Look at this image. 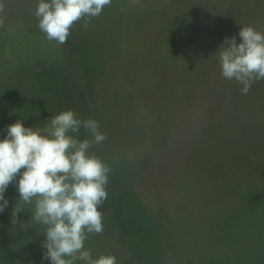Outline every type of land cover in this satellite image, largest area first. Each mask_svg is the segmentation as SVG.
<instances>
[{
	"label": "rangeland",
	"instance_id": "rangeland-1",
	"mask_svg": "<svg viewBox=\"0 0 264 264\" xmlns=\"http://www.w3.org/2000/svg\"><path fill=\"white\" fill-rule=\"evenodd\" d=\"M4 3L0 140L16 120L43 129L62 112L60 81L67 89L76 54L106 136L96 149L110 168L113 221L138 264H264V79L242 94L217 58L240 27L264 32V0H111L69 48L38 27V0ZM19 178L4 193L0 264H51L47 226L32 218L35 201H19ZM110 225L104 236L116 234ZM84 249L115 255L95 233Z\"/></svg>",
	"mask_w": 264,
	"mask_h": 264
},
{
	"label": "clouds",
	"instance_id": "clouds-1",
	"mask_svg": "<svg viewBox=\"0 0 264 264\" xmlns=\"http://www.w3.org/2000/svg\"><path fill=\"white\" fill-rule=\"evenodd\" d=\"M110 4L111 0H38L34 15L48 40L64 44L76 22L99 16ZM5 6L0 0V13ZM4 22L0 16V26ZM238 35L239 43L235 36L224 39L217 58L221 75L235 79L242 85V94H247L253 82L264 79V32L243 26ZM81 127L91 133L92 139L80 141L70 134ZM105 139L98 121H82L74 111L67 110L51 117L43 129L25 127L22 120H16L0 140V212L8 206L4 196L8 185L19 175V201H35L32 218L47 226L42 259L51 264H74L76 260L116 264L113 255L101 254L93 259L91 251L84 249L88 233L103 232L98 207L107 199L110 168L89 149ZM23 210L16 207L13 223Z\"/></svg>",
	"mask_w": 264,
	"mask_h": 264
},
{
	"label": "trees",
	"instance_id": "trees-1",
	"mask_svg": "<svg viewBox=\"0 0 264 264\" xmlns=\"http://www.w3.org/2000/svg\"><path fill=\"white\" fill-rule=\"evenodd\" d=\"M87 17L79 20L78 22L75 23V28L70 29V33L72 34L73 31H78L80 37H82L83 34V25L84 21L86 20ZM71 34L67 38V42L64 43L63 45L67 48H69V45L71 43ZM77 56L74 55L73 59V67L71 68L70 72V81L68 84L67 89V83L63 80L60 81L61 85V92H60V104L62 111H67V110H72L76 114V116L83 120L87 119H95L97 120V114H96V107L94 103V92L92 89H90V78L85 77L86 72L83 70L79 69L77 64ZM86 70V69H85ZM87 71V70H86ZM16 101L12 99V104L14 105ZM74 136L77 139H81V141L85 138L92 139V135L89 131L85 130L83 127L80 128L78 132H74ZM97 145H93L90 149L89 152L91 154H95L99 157L98 151L96 149ZM106 192H107V199L104 200L103 204L98 207V211L102 213V222L111 224V226H115L116 228V234H113L114 229H109L110 232H107L109 236H104L103 233L98 234L99 237L101 238L102 242H105V244L111 249L112 252L116 255V260L118 264H138L139 259L137 252L135 248L132 246V243L130 239H126V237H123L121 234L119 225L116 221H113L115 219V215L113 212V199L110 195V191L108 189V185H106ZM108 226V225H107ZM104 228V227H103ZM112 236H115L111 238ZM111 238V239H110ZM118 239L119 241H122V247L119 249L120 252L124 251L127 255L125 258L122 259L121 253L119 250L116 248V245L114 242ZM114 255V256H115ZM124 260L126 262H124Z\"/></svg>",
	"mask_w": 264,
	"mask_h": 264
}]
</instances>
